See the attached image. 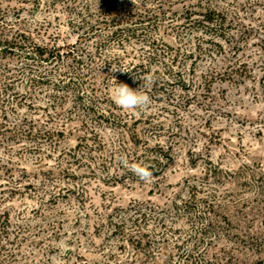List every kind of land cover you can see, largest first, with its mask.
<instances>
[{
    "label": "rangeland",
    "instance_id": "rangeland-1",
    "mask_svg": "<svg viewBox=\"0 0 264 264\" xmlns=\"http://www.w3.org/2000/svg\"><path fill=\"white\" fill-rule=\"evenodd\" d=\"M87 1L92 4V0ZM160 1V5L148 8L139 6L155 13L165 11L158 27H151L153 21L121 24L123 32L129 28L136 30L137 36L124 41L122 48L107 39L92 59L98 39L111 30L100 26L94 35L80 37L82 31L72 29L70 19L76 23L75 11L84 7V0H60L56 4L52 0H0V39L20 31L27 36V40L21 39L27 45L23 50L0 52V124L7 131L0 134V221L5 216L3 212L9 211L8 222L3 228L0 224V245L7 252L14 249L17 253L6 264H132L130 243L118 233L111 234L107 221L112 215L115 221L123 220L126 233H147L156 264H164L169 254L172 264H264V194H258L264 189V0H210L224 13V35L216 38L223 48L213 54L208 52L209 44L201 41L208 36L197 27L187 26L183 14L186 9L200 10L207 0ZM92 18L91 23L95 19ZM140 33L156 41L151 49L157 62L148 64L145 56L152 50L142 48ZM74 42V53L83 59L82 67L97 73V85L109 97L113 78L137 89L139 77L161 73L159 61L164 52L176 56L174 71H181L189 86L187 90L168 87L173 95L166 91L160 98L144 88L151 97V106L138 116L117 106L116 112L128 123V130L123 132L109 125L99 128L104 146L96 143L90 151V146L87 149L83 143L77 146L82 134L72 128L78 127L79 122L67 124L66 129L60 128L58 119L46 123L44 107L57 78L56 66L65 70L71 61L54 65L24 57L33 43L52 46ZM234 45L236 48L232 49ZM107 58L118 61L111 59L104 67L103 60ZM240 63L245 65L240 76L214 79L209 88L203 84L208 71L222 72ZM140 64L146 65L147 70L135 67ZM117 67L130 70V76L122 80V71H112ZM29 72H47L52 82L26 87ZM12 75L16 79L15 90L29 95L17 107L19 98L16 101L12 91H3ZM178 94H195L196 99L175 112L181 101ZM89 95L84 96L87 101ZM177 119L179 123L175 122ZM29 121L34 131L64 130L63 136L56 138L51 157L39 164L35 158L45 155L48 149L42 140V149L36 153L28 150L29 145L36 144L34 140L6 138L17 125L21 127ZM157 124L162 129L151 133V127ZM133 129L142 140L144 135L153 134V138L147 137L150 145L173 141L171 161L162 174L153 175L150 183L123 182V156L118 152L109 154L120 134L126 147H133L127 134ZM172 132L177 137H168ZM142 140L139 147H143ZM73 153L79 160L75 161ZM28 183L33 188L21 189V193L7 198L8 186ZM184 201L189 202L188 209L183 207ZM137 204L148 216L130 227L129 216L117 210ZM100 223L104 224L102 228ZM120 243L125 247L122 250L116 249ZM105 245L115 252L109 261ZM163 245L165 248L157 252ZM6 251L0 252V257ZM188 253L192 260L186 261ZM2 258L7 261L5 256Z\"/></svg>",
    "mask_w": 264,
    "mask_h": 264
},
{
    "label": "trees",
    "instance_id": "trees-1",
    "mask_svg": "<svg viewBox=\"0 0 264 264\" xmlns=\"http://www.w3.org/2000/svg\"><path fill=\"white\" fill-rule=\"evenodd\" d=\"M60 0H52L53 4H56ZM73 3L75 0H72ZM85 3L83 4L84 7L81 9H78L75 11V16L77 18L76 23L75 21L69 22V25L72 27L73 30H80L82 33L80 34V37H90L91 35H94L97 31V28L100 26H103L107 28L109 31L108 34L104 35L105 37L99 38L98 42L95 45V50L93 52V58L98 56L102 48L105 46V41L107 39H112L113 42H116V45L121 47L123 46V42L127 41L129 38H133L137 36L136 30H130L129 28L126 29V33L123 32V30L120 28L121 24H132L137 22H143L148 21L149 23L153 21V24L151 27H158L159 23L164 20V13L159 12L155 13L152 12L150 9H139V6L142 7L145 6V8H148L147 6L151 7V5H160V0H92V4L89 3L87 0H84ZM184 19L187 20V26H194L198 29H201L202 32H204L205 35L208 37L204 38L202 37L201 41L202 43L209 44L210 48L208 49V52H211L213 54V51L215 50H221L222 44L218 39L216 38H222L224 33L223 26H224V13L220 10H218L215 6L212 5L210 0L205 1V5L201 7L200 10H193V9H186L184 12ZM196 14V18L193 17V15ZM93 23H91V19H93ZM161 17V18H160ZM158 20V21H155ZM2 24V23H1ZM4 26H6V23H3ZM177 28H179L177 26ZM144 31L143 29L141 32ZM24 32H16L13 34L12 37L6 38V39H0V44H3V47L0 49V52L2 51H9V52H15L16 49L19 48V50H23L26 48L25 41H22L21 39L27 40V36L24 35ZM136 35V36H135ZM142 36L141 39H139V42L142 45V48H148L151 49L156 45V41L151 39V37H148L145 35V33H140ZM226 41V39H224ZM200 41V43H201ZM75 42L72 44L69 43H62L59 45H52L49 46L48 44H39V43H33L31 45V50L25 52V58H32L37 59L38 62L42 61H50L54 62V65L58 63H63L64 60L69 59L71 61L70 66H68L65 70L62 69L64 67L56 66L55 73L57 75V78H55V81L53 82V87L50 89V92L48 93V105L44 107L46 109L45 116L47 117V122H53L55 119L60 120V128L66 129L67 124H70L71 122H79L78 127L72 128L73 131H78L82 135L79 138L80 142L77 146L82 145L81 143L85 144V146L88 148L90 146V151L93 150L92 148L95 146L94 144L97 143V145H100L101 147L104 146V142L102 141L101 136L99 135V128H107V125L110 127H115L117 129L123 130L125 132V129L128 130V123L126 121H123L120 116L116 112L117 105L113 102L110 95L106 92H102L99 89V86L97 85V73L91 72V69H84L82 67L83 59L81 56H78L75 54V50L77 49L75 47ZM118 48V47H117ZM198 48L200 49L201 46L198 45ZM232 49L236 48L234 45L231 46ZM152 50V49H151ZM154 49L149 52L147 56V60H149V65L151 62L156 61V56H153ZM170 53L164 52L162 55V59L159 63L162 66L161 73L155 71L154 74H149L153 78V83L147 87V90H150L152 95L157 96L158 98L162 97V94H164L166 91L169 93H172V91L168 90V87H178L179 90L186 89L189 86L187 83V80L183 78V74L181 71L176 70L174 71V62L176 61V56L169 55ZM20 56V55H18ZM168 56V57H167ZM189 58H191V53H188L187 55ZM167 57V58H166ZM112 61H118L115 58ZM109 58L103 60V66L105 67L106 64H110L111 60ZM166 59V61H164ZM170 60V61H169ZM169 61V62H168ZM157 62V61H156ZM244 64L240 63L237 65V67H227L222 72H215V71H208L203 76V84L210 86L212 81L214 79L219 78L220 80L224 79L225 77L231 78L233 74L235 75H241V72L244 69ZM137 68H140L144 71L147 70V66L144 64H140L138 66H135ZM149 68V67H148ZM243 68V69H242ZM128 70V69H127ZM130 71V70H128ZM149 73V69H148ZM120 78L122 80H125L130 76L129 72H122L119 73ZM175 77H177L175 79ZM174 78V80H172ZM24 80V78H23ZM14 81L16 83V79L14 75L11 77H8L7 84L4 85V92L12 91L11 93L12 98H15L17 101V98H19V103H15V107L23 104L26 99H29L28 97L21 94L19 91L17 92L14 88ZM103 81V80H102ZM52 82L50 80V76L47 75V72L41 73H33L29 72L26 75L25 79V86L29 88H34L37 84L41 83H50ZM23 83V82H21ZM136 84L140 87L141 84H143V81L141 79L136 80ZM166 93L169 96V93ZM89 95L88 101L84 98V96ZM20 96V97H19ZM180 103H178L177 107L174 109L177 111H181L184 108H186L191 101L196 99V95H186V97L182 96L181 94H178ZM24 101V102H23ZM23 102V103H22ZM7 103H10V107L12 102L10 100L7 101ZM67 104V105H66ZM33 105H30L32 107ZM13 107V106H12ZM11 107V108H12ZM51 109V110H50ZM25 119V118H24ZM24 122L26 121L23 120ZM137 120L134 121L133 124H135ZM148 122V121H144ZM176 123H179L180 121L177 119L175 121ZM16 125V124H15ZM17 125L15 127V131H9V135L6 137L7 139L12 138V140H18L19 136L32 139L36 144L35 145H29L28 150H32L36 153H40V150L42 149V143L40 140H42L43 143H45L46 154L43 156H39L38 158H35V162L38 164L42 162L43 159L47 157H51V151H54L55 149L53 146L56 145V138L58 136H63L64 130L60 129L57 130L55 128L49 129L46 131L41 132V130H35L32 126V121H29L28 123L22 125L21 127H18ZM3 127V129H1ZM2 124H0V134L4 135L6 132V128ZM153 132L160 131L162 129L161 124L153 125L151 127ZM131 133H127L129 138L128 140L133 147H130L131 149H128L125 145V140L123 139V134H120L116 137V145L115 147H111L110 149V156H114L115 152H118L121 157L123 156V160L120 161V168L123 169V182L129 181V183L135 182L139 180V178L134 175L129 168L126 166L125 161L128 165L130 164H141L149 166L150 171L153 173V175H159L162 174L164 169L168 166L169 162L171 161V152H172V142L161 144L160 141H156L154 144L150 145L148 142L147 137L152 136L150 138H153L152 135H144L145 139L142 140L139 133L136 131V129L133 131H130ZM147 132V131H146ZM119 134V133H118ZM159 135H154V137ZM168 137H177L176 133H169ZM37 140V141H35ZM89 140L92 142L89 143ZM141 140L143 141V147H139L141 144ZM47 144V145H46ZM103 145V146H102ZM18 146V145H17ZM11 148V147H10ZM53 150H52V149ZM16 150V149H15ZM20 151L18 148L16 150V155ZM39 151V152H37ZM44 154L45 152H41ZM41 154V155H42ZM62 152H60V155ZM75 161L79 160L77 157V154H72ZM50 174L52 172H49ZM46 179V177H44ZM48 180V179H46ZM27 188H33V185L28 183L25 186L19 187V186H8L7 191V198H12L16 194L21 193V189H27ZM263 187H261L262 189ZM68 191V190H67ZM260 195L264 194V189L259 191ZM51 196V195H50ZM188 201H184L183 207L185 209H188ZM117 211H122L123 213L127 214L128 221L131 223V226H137V224L140 221H145L147 219L148 213H146L145 209H142V207L137 205H131L128 208H118ZM5 216H3L2 221H0V224L3 228L4 223L8 222L9 218V211L6 210L3 212ZM165 215L167 213L164 212ZM155 219L158 220L157 217ZM161 219V218H160ZM162 220V219H161ZM191 220V219H190ZM108 224H110V227H112L111 234H120L121 239L123 240L126 238V241L130 243L131 248L133 250V253L131 257L133 258L132 264H156L155 259L156 253H154L153 250H150V244L151 241L148 238V235L146 232L140 231L138 235H132V233H126L125 232V225L123 220L121 221H115L113 215L108 216ZM101 228L104 226L103 223H100L99 225ZM2 231V230H1ZM0 231V232H1ZM4 231V230H3ZM4 233V232H3ZM159 235V234H158ZM156 235V237L158 236ZM187 238H191V236H188ZM160 239H163V237H160ZM188 239H186L187 241ZM156 242V240H154ZM14 244V243H10ZM194 247L197 244V241L194 243ZM17 247L20 245H16ZM105 245L104 247H106ZM179 246V245H177ZM103 248V247H101ZM107 248V247H106ZM112 247H108L106 250H108V253H106V260L109 261L114 256V251L111 249ZM125 248L122 243L116 246V249H123ZM158 248V247H156ZM165 245L160 246L158 248L157 252H161L160 250L164 249ZM180 248V247H176ZM104 250V249H103ZM6 248L4 245H0V252H5ZM16 254L14 249L13 251H6L5 255H1L0 257V264H6L5 262H9L10 260L14 259L16 257ZM3 256L6 257V260H2ZM192 260V255L190 253L186 254L185 260ZM194 260V259H193ZM172 261V254L167 256L166 262L164 264H172L170 263ZM188 264V263H186Z\"/></svg>",
    "mask_w": 264,
    "mask_h": 264
},
{
    "label": "clouds",
    "instance_id": "clouds-1",
    "mask_svg": "<svg viewBox=\"0 0 264 264\" xmlns=\"http://www.w3.org/2000/svg\"><path fill=\"white\" fill-rule=\"evenodd\" d=\"M117 70L129 72L127 69L120 67L112 68L113 72ZM139 78L143 80V84L137 89L131 88L126 83H117L115 78H113V87L110 93L111 99L118 107L127 113L137 116L140 115L141 112L146 111L152 103L151 97L143 90L153 83L152 76L146 75ZM125 164L139 180L145 183H150L152 181L153 173L150 171L149 166L141 164L128 165L126 161Z\"/></svg>",
    "mask_w": 264,
    "mask_h": 264
}]
</instances>
